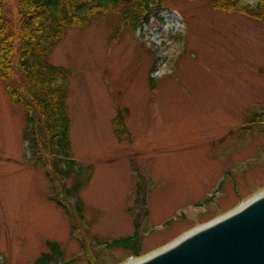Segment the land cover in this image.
Masks as SVG:
<instances>
[{
	"label": "rangeland",
	"instance_id": "rangeland-1",
	"mask_svg": "<svg viewBox=\"0 0 264 264\" xmlns=\"http://www.w3.org/2000/svg\"><path fill=\"white\" fill-rule=\"evenodd\" d=\"M161 3L137 32L95 13L49 57L71 74L73 157L94 168L81 221L49 164L31 157L25 108L0 80V264H32L48 241L61 264L136 262L264 192V24L208 0ZM7 13L17 23L15 3ZM125 108L120 139L113 120ZM137 223L141 257L108 248Z\"/></svg>",
	"mask_w": 264,
	"mask_h": 264
},
{
	"label": "trees",
	"instance_id": "trees-1",
	"mask_svg": "<svg viewBox=\"0 0 264 264\" xmlns=\"http://www.w3.org/2000/svg\"><path fill=\"white\" fill-rule=\"evenodd\" d=\"M208 1L215 9L241 13L264 24V0ZM11 2L17 5V23L8 17L7 5ZM161 4V0H0V80L7 82V94L13 104L25 108L23 138L31 157L43 160L47 168L49 164L55 181L61 183L73 207L70 213L73 210L79 221L84 218V203L79 195L90 185L94 168L73 157L68 102L71 74L65 67L51 64L49 57L63 44L71 29L86 26L95 13H118L121 22L137 32L150 22L151 16L160 12ZM155 82L152 78L150 88L154 89ZM119 111L113 123L122 139L123 135L129 136L126 119L130 111L126 108ZM254 119L260 121L262 116L255 114ZM55 202L66 208L62 202ZM147 203L144 193L138 198V205L145 217L149 214ZM142 211L137 212V219L141 218ZM139 229L137 223L133 235L105 244L112 250L121 249L136 258L141 257L143 244ZM46 246L49 252L32 264H61L65 254L61 245L48 241Z\"/></svg>",
	"mask_w": 264,
	"mask_h": 264
},
{
	"label": "water",
	"instance_id": "water-1",
	"mask_svg": "<svg viewBox=\"0 0 264 264\" xmlns=\"http://www.w3.org/2000/svg\"><path fill=\"white\" fill-rule=\"evenodd\" d=\"M128 264H264V192L170 246Z\"/></svg>",
	"mask_w": 264,
	"mask_h": 264
},
{
	"label": "bare ground",
	"instance_id": "bare-ground-1",
	"mask_svg": "<svg viewBox=\"0 0 264 264\" xmlns=\"http://www.w3.org/2000/svg\"><path fill=\"white\" fill-rule=\"evenodd\" d=\"M129 263H131V262H129Z\"/></svg>",
	"mask_w": 264,
	"mask_h": 264
}]
</instances>
